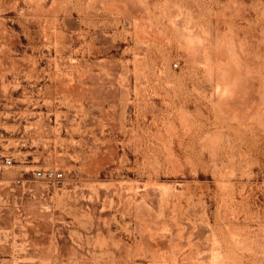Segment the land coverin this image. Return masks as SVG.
I'll return each mask as SVG.
<instances>
[{
  "label": "rangeland",
  "instance_id": "obj_1",
  "mask_svg": "<svg viewBox=\"0 0 264 264\" xmlns=\"http://www.w3.org/2000/svg\"><path fill=\"white\" fill-rule=\"evenodd\" d=\"M0 264H264V0H0Z\"/></svg>",
  "mask_w": 264,
  "mask_h": 264
},
{
  "label": "built area",
  "instance_id": "obj_2",
  "mask_svg": "<svg viewBox=\"0 0 264 264\" xmlns=\"http://www.w3.org/2000/svg\"><path fill=\"white\" fill-rule=\"evenodd\" d=\"M7 163H10L11 160L9 158L6 159ZM38 176H45V175H49V177H55V176H60L59 173H54L53 171H46V172H42V171H37L36 173Z\"/></svg>",
  "mask_w": 264,
  "mask_h": 264
}]
</instances>
